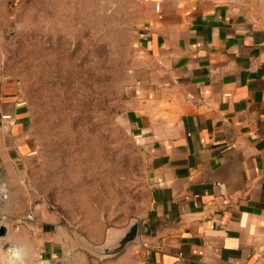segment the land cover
Returning a JSON list of instances; mask_svg holds the SVG:
<instances>
[{
	"label": "crops",
	"instance_id": "0c3cea01",
	"mask_svg": "<svg viewBox=\"0 0 264 264\" xmlns=\"http://www.w3.org/2000/svg\"><path fill=\"white\" fill-rule=\"evenodd\" d=\"M25 1L0 0V264H264V0L117 1L138 53L124 117L150 193L136 240L93 256L35 202L29 108L2 60Z\"/></svg>",
	"mask_w": 264,
	"mask_h": 264
},
{
	"label": "rangeland",
	"instance_id": "374dc122",
	"mask_svg": "<svg viewBox=\"0 0 264 264\" xmlns=\"http://www.w3.org/2000/svg\"><path fill=\"white\" fill-rule=\"evenodd\" d=\"M117 1L26 0L2 53L29 108L39 156L35 202L60 210L75 250L91 256L108 237L116 244L150 193L145 157L124 117L138 53L132 15Z\"/></svg>",
	"mask_w": 264,
	"mask_h": 264
},
{
	"label": "water",
	"instance_id": "95a60500",
	"mask_svg": "<svg viewBox=\"0 0 264 264\" xmlns=\"http://www.w3.org/2000/svg\"><path fill=\"white\" fill-rule=\"evenodd\" d=\"M5 228L0 226V234H3ZM138 237V221L137 219L131 221L129 225H127L121 232L120 236L116 239V244L113 245L112 240L110 241L109 237L106 242L100 247V251L97 255H115L121 252L125 246L130 243L134 242ZM87 248L89 244H87Z\"/></svg>",
	"mask_w": 264,
	"mask_h": 264
},
{
	"label": "built area",
	"instance_id": "2783aa9c",
	"mask_svg": "<svg viewBox=\"0 0 264 264\" xmlns=\"http://www.w3.org/2000/svg\"><path fill=\"white\" fill-rule=\"evenodd\" d=\"M7 200V191L6 187L3 184H0V205L5 203ZM31 214H26L25 218L30 219ZM35 264H54V261L45 257H40L36 260Z\"/></svg>",
	"mask_w": 264,
	"mask_h": 264
}]
</instances>
